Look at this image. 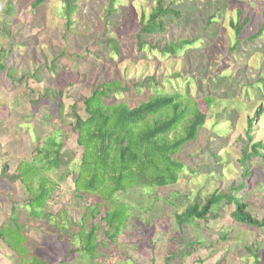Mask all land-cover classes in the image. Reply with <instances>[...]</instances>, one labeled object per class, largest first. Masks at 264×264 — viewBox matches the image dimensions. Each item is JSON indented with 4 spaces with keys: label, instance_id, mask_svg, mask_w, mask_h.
Returning <instances> with one entry per match:
<instances>
[{
    "label": "rangeland",
    "instance_id": "1",
    "mask_svg": "<svg viewBox=\"0 0 264 264\" xmlns=\"http://www.w3.org/2000/svg\"><path fill=\"white\" fill-rule=\"evenodd\" d=\"M7 1L15 5V15L5 26L0 13V31L7 32V27L16 36L11 45L10 39L0 36V48L7 53L2 58L5 68L0 71V228L12 227L11 210L15 209L17 223L25 226L26 253L51 264H264V227L234 222L232 204H224L209 218L181 229L174 221L175 213L195 199L201 203L213 192H232L247 203L252 215L264 217V155L246 161L250 174L244 188L236 190L243 181L239 163L242 149L248 154L254 142L264 144V86L259 82L260 73L264 75V0H190V9L186 6L182 19L167 29L172 39L197 34L201 39L176 56L145 49L144 58L136 55L142 53L136 51L132 32L141 13L147 15L157 0H79L71 32L74 55L84 59L76 69L73 64L62 68L53 63L51 71L45 65L50 66L62 48L58 0H45L36 13L30 6L34 0H0V6ZM183 2L171 0L179 9L184 8L180 5ZM109 8L117 11L108 35L118 40L120 57H112L103 45V26L98 23L104 21ZM232 23L242 24L247 35L260 27L263 30L252 43L241 41L237 50L229 53L228 45L235 42ZM203 65L205 70L201 71ZM111 76L118 77L126 88L116 97L118 102L134 105L152 92L144 86L138 92L135 87L152 77L158 90L182 99L189 96V106L196 102L204 110L202 105H206L207 115L197 137L178 154L183 168L177 182L162 188L134 186L113 194L115 202L126 206V221L120 231L113 241H105L93 258L78 253L70 256L78 247L79 231L88 229V221L80 219L84 206L99 201L90 195L82 204L75 196L73 178L81 149L75 147L74 136L67 139L64 162L57 168L36 170L25 183L1 177L2 170L7 162L5 174L14 176L22 162H32L35 136L42 133V126L47 133L57 131L61 140L69 131L65 125L69 102L80 101L93 81L97 84ZM26 87L35 89V96L46 93L50 103L32 101L27 105L25 97L18 95ZM51 91L58 93L53 97L62 102L59 113L47 111L55 105L49 98ZM208 97L211 101L206 104ZM24 103L25 118L19 107ZM62 172L65 176L59 180ZM43 176L44 186L52 190L45 204L46 215L35 218L25 202L37 192ZM59 211L63 212L55 216ZM105 230L98 227V240L106 239ZM9 233L6 238L18 236L16 230ZM180 237L198 242L181 246ZM18 262L19 256L0 240V264Z\"/></svg>",
    "mask_w": 264,
    "mask_h": 264
},
{
    "label": "trees",
    "instance_id": "2",
    "mask_svg": "<svg viewBox=\"0 0 264 264\" xmlns=\"http://www.w3.org/2000/svg\"><path fill=\"white\" fill-rule=\"evenodd\" d=\"M44 1L34 0L30 4L32 11L36 13L37 8ZM78 1L58 0L57 4L60 5L62 17V48L59 57H56L50 66L45 65V68L50 71L54 69L53 63L60 64L62 68H65L67 64H73L76 69L78 62L84 59L74 55L75 45L71 32L74 23L73 15L78 10ZM180 5H184V8L175 7L171 0H168V3L165 0H157L147 15L141 13L140 19L136 21L137 27L132 32L136 51L142 53L136 55L144 58L146 55L144 51L147 49L151 53L155 52L163 56H176L183 49H188L201 39L198 34L191 36V38L180 37L179 35H175L173 39L170 38L171 32L167 26L176 20H181L182 16L185 15L182 11L186 9V6L188 9L191 7L190 0H184L183 4ZM14 9L15 5L11 4L10 1L0 6L2 23L5 26L12 22V16L15 15L13 14ZM115 11L110 8L105 10L104 21H98V23L103 26L101 33L104 35L103 45L108 48L112 57H120L118 40L115 36L108 35L109 25L115 24L113 22ZM207 22L208 24L212 23L210 19ZM230 27L233 29L235 42L228 45L227 51L229 53L235 52L241 41L252 43L263 30L260 27L257 32L247 35L243 31L242 24L232 23ZM5 31L7 32L0 31V36L3 35L10 39L9 45H11V39L15 38L16 35L10 34L7 27H5ZM6 54L0 48V71L5 68L2 58ZM129 58L130 56L127 57V59ZM205 66L201 67V71L205 70ZM260 74L259 82L264 86V75ZM21 80L17 81L20 82ZM156 85L157 82L152 77H149L144 84L136 85L138 92L142 86L147 90L152 88L153 91L145 94L134 105H129L126 102L117 101L116 97L126 90L118 77L111 76L97 84L93 81L87 93L80 96V101L73 99L67 105L69 112L66 117L69 120L65 125L69 127V131L62 136L61 140L56 134L57 131L47 133L48 131H45L42 126V133L35 136L36 155L32 156V162H25L24 164L22 162L20 168H17V175L14 176L5 174L8 163L4 162L5 166L1 177L9 180L17 178L20 182L25 183L31 179L36 170L47 171L59 167L64 162L63 153L68 148L66 141L74 136L75 147L81 149L80 157L76 163V176L73 178L75 196L81 199L82 204L85 196L90 195L96 196L99 201L94 205H83L85 208L80 219L88 221V229L85 232L79 231L77 236L78 247L70 252V256L78 253V256L83 254L85 257L93 258L99 249L105 245V241H113L120 231L126 221L124 214L126 206L115 202L112 199L113 194L124 192L134 186L142 189L148 187L162 188L171 187L177 182L178 174L183 168V162L178 154L182 147L192 142L199 134L207 115L205 114L207 108H205L206 105H202L204 108L202 110L196 102L189 106L191 100L189 96L182 99L177 94L158 90ZM35 94V89L26 87L18 95L25 97L27 105L32 101L42 104L50 103V100L45 98V96L47 97L46 93L40 96H35ZM57 95L58 93H54V91L49 93V98L55 104L51 105L54 109L49 108L47 110L49 114L53 110L59 113L62 109V102L53 97ZM34 96L35 98H32ZM210 101L209 97L205 99L206 104ZM19 107L23 113V118H25L26 103ZM42 119L45 120V117ZM250 121L252 119L247 121V124L250 125ZM40 124L38 122V125ZM247 137L249 140L251 139L248 134ZM43 138L45 139L40 141ZM1 148L2 145L0 144ZM241 152L242 156L239 163L242 168L243 181L239 183L236 190L244 188V180L250 174L246 161L261 158L264 155V144L259 141L254 142L248 154L245 153L244 149ZM63 176H65L64 172L58 179L62 180ZM45 179L44 176L39 178L37 192L28 202H25V207L29 208V214L35 218L46 215L44 213L45 204L50 197L52 188L44 186ZM224 204H232L231 218L234 222L254 228L264 227V217L258 219L252 215L247 210V203L234 196L232 192L210 193L203 198L201 203L199 199L193 200L192 203L185 206L183 211L174 214L175 225L181 229L184 226L194 224L197 220H205ZM60 212L63 211L57 212L55 216L59 215ZM14 214L15 209H12V227L7 225L5 228L4 225L0 228V240L19 256V262L15 264H51L26 253V248L23 246L25 235L22 232L25 226L17 223ZM77 223L79 225L80 222ZM99 226L106 229L104 231L105 240H98L96 237ZM6 229L8 230L6 231ZM15 230L18 235L16 238H6L5 235L9 236V232ZM180 239L179 245L185 247L198 242L185 240L181 237Z\"/></svg>",
    "mask_w": 264,
    "mask_h": 264
}]
</instances>
